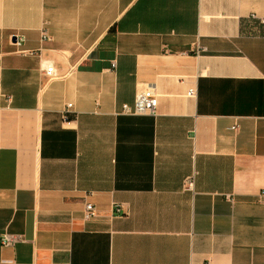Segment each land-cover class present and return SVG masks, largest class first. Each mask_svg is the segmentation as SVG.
I'll return each mask as SVG.
<instances>
[{
    "label": "crops",
    "instance_id": "obj_1",
    "mask_svg": "<svg viewBox=\"0 0 264 264\" xmlns=\"http://www.w3.org/2000/svg\"><path fill=\"white\" fill-rule=\"evenodd\" d=\"M263 21L264 0H0V235L24 237L0 264H264ZM139 91L156 116L121 114Z\"/></svg>",
    "mask_w": 264,
    "mask_h": 264
},
{
    "label": "built area",
    "instance_id": "obj_2",
    "mask_svg": "<svg viewBox=\"0 0 264 264\" xmlns=\"http://www.w3.org/2000/svg\"><path fill=\"white\" fill-rule=\"evenodd\" d=\"M264 22V21H263ZM21 40L19 41L18 45H21ZM112 67H115V63H112ZM44 73L46 77H52L55 75L54 69L52 66L44 67ZM196 95L195 88H189L187 91V97L194 98ZM69 108L71 105H67L65 110L63 111V118L65 120L68 119ZM157 108H158V101L157 97L148 91H139L136 93L134 102L132 105H123L121 114L128 115V116H156L157 115ZM235 131L237 127H232ZM194 187V176L188 177L185 179L184 182V189L187 191H192ZM261 199L264 203V193L261 195ZM114 213L117 216H121L123 210L119 205H113ZM97 216L95 207L87 203L85 204L84 208V219L90 220ZM24 242V237L22 235H13L8 233H3L0 235V246L5 248H12L18 243Z\"/></svg>",
    "mask_w": 264,
    "mask_h": 264
}]
</instances>
